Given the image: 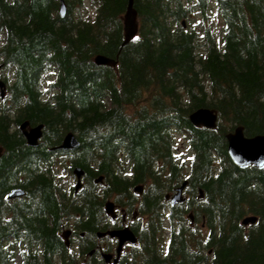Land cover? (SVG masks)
<instances>
[{
	"label": "trees",
	"instance_id": "obj_1",
	"mask_svg": "<svg viewBox=\"0 0 264 264\" xmlns=\"http://www.w3.org/2000/svg\"><path fill=\"white\" fill-rule=\"evenodd\" d=\"M63 3L59 18L57 0H0V264H103L89 255L116 227L110 199L139 217L125 264H264V169L234 166L226 141L239 127L264 135V0H134L139 31L124 47L128 0ZM97 56L117 67H96ZM200 109L217 113L215 130L190 124ZM24 122L42 127L35 148L17 131ZM68 133L79 147L49 152ZM56 166L83 171L76 197ZM184 181L186 202L165 204ZM12 189L24 196L6 201ZM248 216L257 223L245 228ZM69 221L83 234L75 252L59 238Z\"/></svg>",
	"mask_w": 264,
	"mask_h": 264
},
{
	"label": "water",
	"instance_id": "obj_2",
	"mask_svg": "<svg viewBox=\"0 0 264 264\" xmlns=\"http://www.w3.org/2000/svg\"><path fill=\"white\" fill-rule=\"evenodd\" d=\"M57 2V13L59 18H62L65 15V5L63 0H57ZM133 4L134 0H128L126 12L123 17V47L130 44L138 34L137 14L134 10ZM93 63L96 67H107L111 69L116 68L118 64L116 60L108 59L104 56L95 57ZM4 95L5 87L3 83L0 82V99H2ZM189 122L194 128L215 130L217 127V113L214 110L200 109L190 115ZM41 129V126L30 128L26 122L22 123L17 128L18 132L23 137L26 146L29 148L37 147L38 141L41 138ZM226 141L227 154L234 166L241 170L247 169L249 167H253L259 171L264 169V135L247 138L244 136L243 129L239 127L226 136ZM78 147L79 142L76 140L75 135L68 133L62 139L61 144L50 151H72L76 150ZM72 175H74L77 180L75 186V191L77 192L82 187L81 179L84 176V173L82 170L76 169L74 172H72ZM101 181L102 178L98 179L96 184L101 183ZM186 187L187 182H184L180 188L175 190V194L171 199L169 196H166V201L170 199L172 203L171 206L184 203L186 200L183 197V192ZM135 192L141 194L142 187H137ZM199 195V200H203L202 191H199ZM23 196L24 193L20 189H13L6 194L5 199L11 201L22 198ZM116 209L117 206L114 203L108 201L104 206L106 217L114 221L117 218ZM188 218L191 222H193L191 215ZM256 222V218L248 217L241 222V225L247 227L249 225H254ZM69 234V231H63L60 235V238L64 242L66 249L68 248L67 239L69 238ZM97 238L99 240L109 238L111 240L117 241L115 255H102V259L104 260L105 264H110L111 261L112 264H118L124 245L127 243L136 245L137 243L136 236L129 228L98 233Z\"/></svg>",
	"mask_w": 264,
	"mask_h": 264
},
{
	"label": "flooded vegetation",
	"instance_id": "obj_3",
	"mask_svg": "<svg viewBox=\"0 0 264 264\" xmlns=\"http://www.w3.org/2000/svg\"><path fill=\"white\" fill-rule=\"evenodd\" d=\"M72 179V178H71ZM83 179V178H82ZM82 179H81V182H82ZM98 180V179H97ZM96 180V181H97ZM184 182H187V181H184ZM183 182V183H184ZM75 183H77V180L75 179ZM182 183V184H183ZM103 184V181H101V183H98V184H96V182H95V185H102ZM181 184V185H182ZM187 186H188V182H187ZM64 187H67L66 189L64 188ZM82 187H83V183H82ZM82 187H81V189H82ZM137 187H142V192H141V194H139V193H136L135 192V189L137 188ZM181 187V186H180ZM179 187V188H180ZM187 188V187H186ZM185 188V189H186ZM62 189H63V191H69L70 190V192H71V195L72 196H74V197H76L77 195H78V193H79V191L80 190H78L77 192L75 191V188L74 187H70L69 186V184H64L63 186H62ZM145 189H146V186L145 185H138V186H136V187H134L132 190H131V192H132V195L133 196H136V202H134V204H139V201L141 200V198L143 197V194H144V192H145ZM176 189H178V188H176ZM175 189V190H176ZM175 190H174V192L173 193H170V194H167L166 196H169L170 197V199L172 198V196L175 194ZM199 191L200 190H198V196L200 197V195H199ZM70 192H69V194H70ZM166 196H165V200H164V202H165V204H169L170 206H171V200L169 199L168 201H166ZM183 197L185 198V199H187L186 198V196H185V190H184V192H183ZM199 197L197 198V199H199ZM107 201H110V202H112V203H114V204H117L116 202H115V200H113V199H110V200H107ZM107 201L104 203V204H106L107 203ZM186 202V201H185ZM122 204H130V202H129V200H127V199H124L123 200V203ZM184 204V203H183ZM116 214H117V218L114 220V221H112L111 219H109L108 217H106V218H108L111 222H116V227L114 228L113 227V229H110V230H108V231H117V230H121V229H124V228H129L131 231L133 230V228H134V226H135V224L137 223V221L139 220V217H138V214H137V212L135 211V210H133V212L131 211V212H129L128 211V209H126V207H124V208H122V207H120V206H118L117 205V209H116ZM106 216V215H105ZM136 216L138 217V219L136 220ZM68 224H66V226H70V228L69 229H65V228H67L66 226L65 227H61L60 228V233H59V236H60V234L63 232V231H65V230H67V231H69V239H68V242H69V245L70 246H76V243H77V237H78V235L80 236V238H82L83 237V234H77L76 233V230H74V227H72V221H69V222H67ZM105 232H107V231H105ZM105 232H99V233H105ZM132 233L134 234V232L132 231ZM137 238V237H136ZM138 244V238H137V243H136V245ZM136 245H131V244H129V243H127V244H125L124 245V247H123V250H122V252H121V255H120V258H119V262H118V264H121V263H123V264H125L124 263V261L122 260V258L124 257V255L126 256V255H131V250H132V248H134ZM95 249L93 250L94 251V253L96 252L97 254H98V258H99V260H100V258L102 257V255L103 254H107V255H115V251H116V248H117V241L116 240H111V239H109V238H105V239H101V240H98V243L96 244V246L94 247ZM93 253V254H94ZM123 261V262H122Z\"/></svg>",
	"mask_w": 264,
	"mask_h": 264
},
{
	"label": "rangeland",
	"instance_id": "obj_4",
	"mask_svg": "<svg viewBox=\"0 0 264 264\" xmlns=\"http://www.w3.org/2000/svg\"><path fill=\"white\" fill-rule=\"evenodd\" d=\"M85 11H87L88 15L91 16L93 18L94 16V11L91 9V8H87L85 9ZM210 22L212 24V28L214 29L215 33L219 34L220 31H221V28H222V23L221 21L218 19V17L213 14V13H210ZM47 80H51L50 77H48ZM149 104V95L148 94H145L144 97L141 99V101L139 102L138 106H136L135 108L133 107H128L126 109V112L127 113H133V110L134 109H139L140 107H143L145 105ZM174 138V143H175V148H176V151H178V154L179 156L181 157L182 160H185V159H189V148L187 146V143L186 141L184 140V137H182L181 134H174L173 136ZM187 162V160H186ZM122 165L124 164V166H126V163L125 162H122L121 163ZM57 167V170L59 171L58 172V175L60 176V182L62 184V186L64 184H69L70 187H74L75 186V179H71L70 178V175L71 174H68L67 173V170L65 168H60L58 166ZM65 189L67 187H64ZM138 219V217L136 216V220ZM140 221H142L140 219ZM67 228L65 229H69L70 226H66ZM77 249V243H76V246L75 247H72L71 248V251L72 252H75ZM15 264H19V260L17 258Z\"/></svg>",
	"mask_w": 264,
	"mask_h": 264
}]
</instances>
